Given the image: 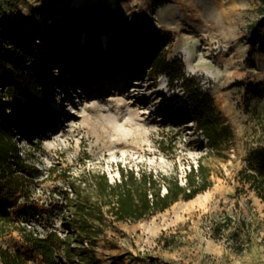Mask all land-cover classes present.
Here are the masks:
<instances>
[{"label":"rangeland","instance_id":"1","mask_svg":"<svg viewBox=\"0 0 264 264\" xmlns=\"http://www.w3.org/2000/svg\"><path fill=\"white\" fill-rule=\"evenodd\" d=\"M91 3L107 7L117 27L142 28V33L162 37L169 59L177 60L185 71L189 89L201 87L211 94L234 135L219 150L212 149L193 119L189 91L182 80L155 75L149 65L133 62L127 48L117 47L113 57L108 56L105 41L113 34L109 27L100 36L104 50L100 57H89V50L82 46L81 55L74 50L73 56L51 66L54 77L49 79L47 94L56 95L62 79L77 78L87 68L112 72L120 66L133 73L131 81L122 94L106 92L98 108L85 105L87 98H75L76 93L75 104L64 99L70 115L50 131L45 121L50 98L39 105L41 121L35 118L26 122L25 129L15 127L16 145L42 174L18 196L17 205H31L33 213L21 217L16 228L1 236L0 246L21 251L27 264H47L26 242L23 231L24 227L40 234L67 231L64 196L70 188L60 173L63 168L75 174L85 167L101 169L114 181L121 164L178 172L185 182L190 164L202 159L213 180L210 188L143 220H109L108 240L96 247L98 256L103 264H264V198L244 174L248 152L264 143V26L256 28L264 19V0H27L14 10L5 6L0 30L28 27L34 11L45 6L48 18L39 25V32L55 36L65 33L61 17H70ZM84 35L83 31L82 41ZM136 92L144 101L139 106L135 98H128L129 108L141 117L148 115L146 124L136 119L142 127L132 129L122 119L130 135L100 137L97 115H124L127 109H116L111 102ZM89 96L92 101L99 99L96 93ZM83 106L87 108L82 110ZM53 165L56 172L44 178ZM60 264L74 263L61 256Z\"/></svg>","mask_w":264,"mask_h":264},{"label":"trees","instance_id":"2","mask_svg":"<svg viewBox=\"0 0 264 264\" xmlns=\"http://www.w3.org/2000/svg\"><path fill=\"white\" fill-rule=\"evenodd\" d=\"M26 1L5 0L0 14L4 13L5 6L14 10ZM47 18L46 7L42 6L34 11L28 27L10 26L0 30V237L16 228L21 217L33 213L31 205H17L18 196L42 174L30 156L26 158L16 145L15 127L20 125L25 129L26 122L35 118L41 121L39 105L51 97L46 91L49 79L54 77L51 66L77 51L81 55L82 46L89 50V57H100L104 53L100 36L109 27L113 34L105 51L108 56L113 57L117 47L127 48L132 52L133 62L149 65L155 75L164 73L172 81L182 80L189 91L193 119L212 149L219 150L234 135L211 94L201 87L189 89L185 71L177 60L169 59L164 51L166 43L159 35L142 33V28L117 27L107 7L97 3L77 10L70 17H61L59 21L65 33L41 34L39 25L46 24ZM258 26H264V19ZM123 56L118 55L120 59ZM246 160L245 179L258 186L264 198V143L252 148ZM56 170V165L51 166L44 178ZM118 171L119 178L112 181L101 169L85 167L79 174L69 173L66 168L60 170L70 188L64 196L68 207V213H63L67 231L62 234L49 230L40 234L26 227L23 231L26 242L44 262L60 264V257L64 256L74 264H103L96 247L101 240H108L105 227L109 220L136 222L149 218L181 199L194 198L213 184L202 159L196 165L190 164L185 182L178 172L136 169L121 164ZM0 263L27 264V258L21 251L12 252L0 246Z\"/></svg>","mask_w":264,"mask_h":264},{"label":"bare ground","instance_id":"3","mask_svg":"<svg viewBox=\"0 0 264 264\" xmlns=\"http://www.w3.org/2000/svg\"><path fill=\"white\" fill-rule=\"evenodd\" d=\"M108 42H109V37L106 38L105 47H107ZM132 75L133 73L130 70H127L119 66L117 69H114L112 72L104 71L100 68L95 70L87 68L84 69V73L82 74L80 73L78 75L79 77L77 78L74 77L65 80L62 79L58 84L57 94L53 95L54 97L53 96L50 97L49 100L51 101V107L50 109H48V114H47L48 116L47 119L45 120L47 126L50 127L48 130L50 131V129H54L58 124L57 122H59L61 119H64V117L70 115V111L67 109L68 104L66 103L65 100H69L70 103L75 104V99L73 98L74 93L77 94L75 98L78 96H81L82 98V95L87 98L85 105L89 104V106L93 105L95 108L96 107L98 108L99 103L105 101L104 99H106V92L114 90L115 91L114 93L122 94V88L126 87V85L131 81L130 79ZM77 87H80L81 89H78ZM161 88L162 87H159L157 91L161 90ZM157 91L153 92V94H155ZM93 93H96L99 96L98 100H93V101L90 100L89 95ZM128 98L130 99L132 98L131 100L135 98L137 103H139L138 104L139 106L144 101L143 97L139 96V92L132 93L130 96L124 95V97H121L116 101H112L111 104H113V106H115L116 109L120 110L121 108H125L127 110L122 116H120L119 112H117L118 113L117 116L104 115L101 117L100 115H97L99 121L96 124L98 127L100 125L98 129L100 132L99 133L100 137L108 138L107 134L109 133L124 137L130 135L131 130L125 129L123 127V123H120V120L122 119L124 120V122L129 124L130 128L132 127V129L136 125L138 126L137 128L142 127V123H140L137 120L143 121V123L146 124L144 119L148 118V115L145 117H141V113H136L135 110L129 108L130 100ZM94 102L95 103L99 102V103H97L98 104L97 105ZM86 108H87L86 106H83L82 110ZM182 111H184V109ZM135 114L138 118L135 116ZM30 129H32V126L30 127ZM77 129L80 130L81 127L79 126ZM57 131L58 129L54 130V132ZM81 142L84 143L85 140L83 139ZM108 143L113 144L114 142L108 140Z\"/></svg>","mask_w":264,"mask_h":264},{"label":"built area","instance_id":"4","mask_svg":"<svg viewBox=\"0 0 264 264\" xmlns=\"http://www.w3.org/2000/svg\"><path fill=\"white\" fill-rule=\"evenodd\" d=\"M0 2H1V0H0ZM0 7H1V3H0Z\"/></svg>","mask_w":264,"mask_h":264}]
</instances>
